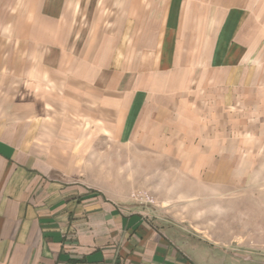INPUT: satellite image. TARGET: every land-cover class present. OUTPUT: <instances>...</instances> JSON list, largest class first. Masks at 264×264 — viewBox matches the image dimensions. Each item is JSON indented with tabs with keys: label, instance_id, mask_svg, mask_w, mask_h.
<instances>
[{
	"label": "crops",
	"instance_id": "1",
	"mask_svg": "<svg viewBox=\"0 0 264 264\" xmlns=\"http://www.w3.org/2000/svg\"><path fill=\"white\" fill-rule=\"evenodd\" d=\"M263 137L264 0H0V264H200L107 172L229 188Z\"/></svg>",
	"mask_w": 264,
	"mask_h": 264
},
{
	"label": "rangeland",
	"instance_id": "2",
	"mask_svg": "<svg viewBox=\"0 0 264 264\" xmlns=\"http://www.w3.org/2000/svg\"><path fill=\"white\" fill-rule=\"evenodd\" d=\"M128 153L122 171L107 175L132 179L134 185L116 193L132 190L140 207L184 230L199 244L200 264H264V137L252 146L247 170L229 188L199 184L170 162L155 161L154 170L146 171L145 159L138 158L132 170H125Z\"/></svg>",
	"mask_w": 264,
	"mask_h": 264
}]
</instances>
